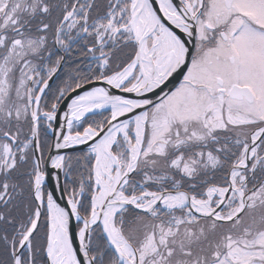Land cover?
<instances>
[{
	"label": "snow or ice",
	"instance_id": "snow-or-ice-1",
	"mask_svg": "<svg viewBox=\"0 0 264 264\" xmlns=\"http://www.w3.org/2000/svg\"><path fill=\"white\" fill-rule=\"evenodd\" d=\"M0 264H264V0H0Z\"/></svg>",
	"mask_w": 264,
	"mask_h": 264
}]
</instances>
